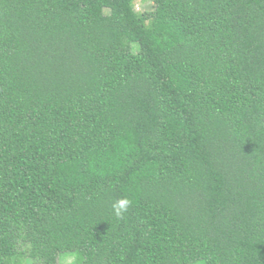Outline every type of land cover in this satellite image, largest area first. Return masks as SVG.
<instances>
[{"label": "trees", "instance_id": "16d2710c", "mask_svg": "<svg viewBox=\"0 0 264 264\" xmlns=\"http://www.w3.org/2000/svg\"><path fill=\"white\" fill-rule=\"evenodd\" d=\"M150 1L0 0V264H264V0Z\"/></svg>", "mask_w": 264, "mask_h": 264}, {"label": "rangeland", "instance_id": "374dc122", "mask_svg": "<svg viewBox=\"0 0 264 264\" xmlns=\"http://www.w3.org/2000/svg\"><path fill=\"white\" fill-rule=\"evenodd\" d=\"M151 8L150 0H135V9L139 12H145ZM75 253L67 252L61 253L58 257V264H73L75 261ZM22 264H28L26 260L22 261ZM191 264H205L203 260H199Z\"/></svg>", "mask_w": 264, "mask_h": 264}, {"label": "clouds", "instance_id": "9594fccd", "mask_svg": "<svg viewBox=\"0 0 264 264\" xmlns=\"http://www.w3.org/2000/svg\"><path fill=\"white\" fill-rule=\"evenodd\" d=\"M131 201L127 198H120L113 204V209L117 217H122L123 214L128 210Z\"/></svg>", "mask_w": 264, "mask_h": 264}]
</instances>
